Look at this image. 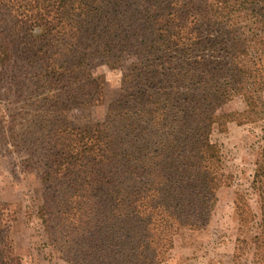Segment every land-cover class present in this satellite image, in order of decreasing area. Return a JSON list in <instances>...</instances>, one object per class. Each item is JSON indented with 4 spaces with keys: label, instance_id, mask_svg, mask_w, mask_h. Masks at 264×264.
<instances>
[{
    "label": "trees",
    "instance_id": "obj_1",
    "mask_svg": "<svg viewBox=\"0 0 264 264\" xmlns=\"http://www.w3.org/2000/svg\"><path fill=\"white\" fill-rule=\"evenodd\" d=\"M96 62L126 68L120 90L104 120L74 125L70 112L106 101ZM262 93L264 0H0L3 133L38 170L69 263L160 264L207 227L230 183L213 126L263 116ZM238 96L246 110L218 113ZM256 166L260 228L238 193V263L264 264V151ZM6 212L0 201V264H24Z\"/></svg>",
    "mask_w": 264,
    "mask_h": 264
},
{
    "label": "rangeland",
    "instance_id": "obj_2",
    "mask_svg": "<svg viewBox=\"0 0 264 264\" xmlns=\"http://www.w3.org/2000/svg\"><path fill=\"white\" fill-rule=\"evenodd\" d=\"M92 69L106 79V101L102 105L70 112L69 118L74 125L104 120L107 105L117 96L126 70L101 62L94 63ZM259 96L264 100V93ZM246 108V97L238 96L218 113L243 112ZM4 109L5 106L0 104V118ZM236 118L228 121L225 127L215 124L212 129L211 140L220 148L230 183L218 191L209 224L200 231L185 230L178 234L173 248L160 264H252V252L240 263L234 259L240 233L235 200L241 193L250 204L256 215L251 235L255 234L260 228L261 203L253 179L256 163L264 151V115L242 122L240 117ZM8 142L0 119V201L12 220L10 238L17 254L24 264H72L60 257L61 253L48 239L41 206L44 196L49 193L43 191L38 170L26 169L22 164L24 153L15 152Z\"/></svg>",
    "mask_w": 264,
    "mask_h": 264
}]
</instances>
